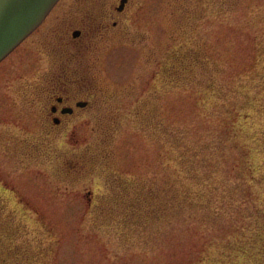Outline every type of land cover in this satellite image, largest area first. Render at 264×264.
I'll use <instances>...</instances> for the list:
<instances>
[{"label": "rangeland", "instance_id": "rangeland-1", "mask_svg": "<svg viewBox=\"0 0 264 264\" xmlns=\"http://www.w3.org/2000/svg\"><path fill=\"white\" fill-rule=\"evenodd\" d=\"M128 1L82 62L63 59L60 37L92 0H60L0 64V215L19 257L264 264V0ZM173 58L187 64L176 75ZM60 68L62 90L92 104L53 127L44 92ZM166 176L204 198L164 222L111 204Z\"/></svg>", "mask_w": 264, "mask_h": 264}, {"label": "flooded vegetation", "instance_id": "flooded-vegetation-1", "mask_svg": "<svg viewBox=\"0 0 264 264\" xmlns=\"http://www.w3.org/2000/svg\"><path fill=\"white\" fill-rule=\"evenodd\" d=\"M93 6L87 11H78L75 19L70 18L68 28L65 29L64 35L60 40H66L63 45L62 55L63 59L69 60L72 58L74 61L82 62L86 56L90 47V42L95 32H99L101 36L110 33L109 31L119 27V16L125 11L128 2L120 10L119 5L115 6V10H109L111 5H107L106 1L103 0H92ZM103 1V2H102ZM103 8V9H102ZM118 12V14H116ZM112 19V20H111ZM72 30V35L70 32ZM92 44V43H91ZM71 53V54H69ZM65 70H59V75L54 77L56 81L55 86L49 93L44 92L45 96V109L46 118L48 122H52L53 127L62 125L65 116L73 115L77 110H84L91 106L90 95L92 92L89 91H67L62 90V83H66L63 75ZM60 77V78H59ZM82 78V77H81ZM77 81V80H76ZM85 94V96H81ZM69 112H64V110Z\"/></svg>", "mask_w": 264, "mask_h": 264}, {"label": "trees", "instance_id": "trees-1", "mask_svg": "<svg viewBox=\"0 0 264 264\" xmlns=\"http://www.w3.org/2000/svg\"><path fill=\"white\" fill-rule=\"evenodd\" d=\"M172 61V63L169 64V68L171 69L170 74L175 73L176 75L177 71H181V69L187 65L184 64V61L180 64V61L176 58L175 60L173 58ZM182 155L186 156L184 154ZM189 161L194 164L195 160L189 157ZM193 170L194 168L188 167L187 173H190L191 177L194 176L193 173H191ZM196 177H198V174L195 175L194 179H196ZM174 178L173 176H166L164 179H161L160 186L149 187L145 192H140V188L136 187V189L131 190L132 193L129 194V190L126 189L125 192H120V195H117L111 204L117 207L116 203L120 202L122 205L131 206V211H127L126 214H137L138 219H135L140 222H145L149 213H151V215L158 214V218L161 222H164L171 217V212L177 207L175 206L176 203L188 202L196 205L197 199L204 198L205 195L204 191H200L201 189H197L198 191L190 190V187H183L185 188L184 193L180 194L178 190L181 188L178 187V183ZM205 203L206 204L202 203L204 208H208L209 210L213 208V199ZM9 224L11 223L4 222L0 215V264H23L25 261H23L22 257H19V255L20 253H25L27 250L16 249L17 245L14 242V234H11V226ZM12 256H15V258Z\"/></svg>", "mask_w": 264, "mask_h": 264}, {"label": "water", "instance_id": "water-1", "mask_svg": "<svg viewBox=\"0 0 264 264\" xmlns=\"http://www.w3.org/2000/svg\"><path fill=\"white\" fill-rule=\"evenodd\" d=\"M58 1L0 0V61L41 24Z\"/></svg>", "mask_w": 264, "mask_h": 264}]
</instances>
